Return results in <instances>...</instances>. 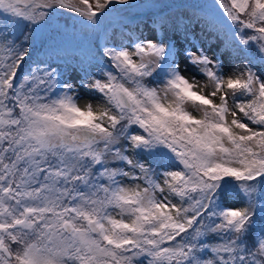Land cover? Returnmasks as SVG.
<instances>
[{
	"label": "snow or ice",
	"instance_id": "obj_1",
	"mask_svg": "<svg viewBox=\"0 0 264 264\" xmlns=\"http://www.w3.org/2000/svg\"><path fill=\"white\" fill-rule=\"evenodd\" d=\"M0 264H264V0H0Z\"/></svg>",
	"mask_w": 264,
	"mask_h": 264
},
{
	"label": "rangeland",
	"instance_id": "obj_2",
	"mask_svg": "<svg viewBox=\"0 0 264 264\" xmlns=\"http://www.w3.org/2000/svg\"><path fill=\"white\" fill-rule=\"evenodd\" d=\"M82 103H83V101H82Z\"/></svg>",
	"mask_w": 264,
	"mask_h": 264
}]
</instances>
